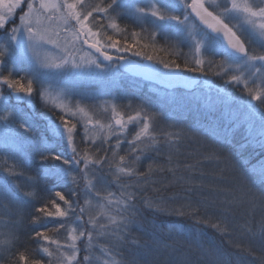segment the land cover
Masks as SVG:
<instances>
[{
    "label": "snow or ice",
    "instance_id": "snow-or-ice-1",
    "mask_svg": "<svg viewBox=\"0 0 264 264\" xmlns=\"http://www.w3.org/2000/svg\"><path fill=\"white\" fill-rule=\"evenodd\" d=\"M117 9H128L137 19L152 17L158 22L151 33L150 43L141 41V32L144 29H141V32L133 31L129 42L127 30L121 29L118 23L120 13ZM177 9H182L181 14H176ZM196 21L199 23L197 24ZM170 27L176 28L178 32H185L192 41L189 50L191 58L186 57L183 66L175 57L169 60L157 59L144 51L149 47L156 51V38L160 32ZM5 31L14 47L11 51L0 49V70L3 69L5 60L9 56L12 57L13 67L8 69L7 74H0V99L5 98L3 96L5 87L17 100H24L25 97L30 99L37 92L36 85L41 84L38 95L46 104L51 102L57 110L56 119L59 121L57 123L56 120H49L46 128L54 138L65 142L67 149L72 153L71 160L60 152L41 153V175L55 182L53 189L57 184L69 182L79 188V182L73 174L77 169L83 173L86 181L85 187L79 192L76 188L72 189V194L77 200L74 201L57 190L54 191V199L50 198L35 209L40 215L35 217L33 222L39 223L43 230L36 231L34 237L44 242L39 245V251L48 257L46 264H65V262L80 264L78 242L84 237L88 240L85 252L93 247L94 237H114L111 245L102 250L107 255L112 249H116L115 255L119 254V250L128 239L130 226L139 223V213L135 204L138 193L135 189L143 190L149 183H155L150 180L153 172L151 163L143 173L137 172L135 165L145 154L158 151L160 141L152 128L156 115L147 111L146 106L125 114L113 104L110 106L112 119L105 124L93 119L89 109L81 103L77 102L73 105L59 96L51 95L43 86L42 76L45 73L60 72L68 67L72 69L94 67L103 71L99 57L108 62L124 59L121 55L110 54L109 50L115 53H129L142 60L161 64L166 70L159 73L163 78L172 79L181 71L213 74L227 84L242 86L249 97L247 105L249 110L258 112L264 117V112H260L258 107L264 105V0H223L222 3H218L217 0H163V4L158 0H152L149 8L133 7L128 0H99V2L0 0V32ZM47 46L55 49L57 55L45 56L43 60L34 56L37 70L21 76L14 75L15 66L22 64L29 52L34 54L37 49ZM204 53H211L212 57L220 56L221 59L206 58ZM11 115V113L0 115L5 127L8 126ZM78 125L83 126L81 133L85 144L83 150L76 145ZM132 126H136V131L129 139L128 131ZM19 128L23 133L32 131L31 125L26 122H21ZM14 135L15 151L24 155L21 160L5 156L3 172L8 176L23 175L22 168L30 159L28 154V148L31 146L30 137L20 133ZM161 135L164 137V142L171 146L173 137L179 139L181 133L164 132ZM101 138L103 144L98 146L96 142ZM88 141L92 142L91 145ZM125 144L128 146L126 155H118L122 145ZM261 146L264 147V138ZM109 152L111 157L108 155ZM211 158L219 159V155L211 153L209 159ZM105 165L115 169L114 180L120 188L118 197L107 189L106 195L101 194L87 179L90 171H99ZM181 167L190 172L196 169L194 164L181 165L178 161L173 164L172 156L169 154L167 167L161 166L158 170L173 173L174 183H191L190 175L188 177L177 175ZM260 174L264 176V164L261 165ZM133 176L137 177L135 183H120L121 177ZM29 180L32 178L29 177ZM32 195L33 193H25L26 197ZM13 196L14 193L7 181H0V201L11 199ZM81 197L83 204L79 203ZM94 199L95 203H93ZM238 201L242 202L241 198L234 196L224 203L231 205ZM157 210H162L159 205ZM179 214L192 213L180 210ZM101 217L108 223L101 222ZM50 220H58L60 223L55 227L47 228ZM212 226L221 233L229 232L226 226L222 227L220 224ZM60 229L68 231L65 242L49 234L59 233ZM10 235L12 239L6 243L12 244L15 235ZM165 247L170 246L165 245ZM208 254L214 255V253ZM115 255L105 264H120V261L115 259ZM88 260L89 256L85 255L84 261ZM14 264H45V262L23 251L18 253Z\"/></svg>",
    "mask_w": 264,
    "mask_h": 264
},
{
    "label": "trees",
    "instance_id": "trees-1",
    "mask_svg": "<svg viewBox=\"0 0 264 264\" xmlns=\"http://www.w3.org/2000/svg\"><path fill=\"white\" fill-rule=\"evenodd\" d=\"M118 23L122 26L136 25L133 21L124 23L122 19H119ZM134 31L141 32L137 29ZM141 41L150 43L151 36L145 35L143 31ZM168 42L161 37L156 39V51H153L151 47L144 51L157 59L169 60L175 57L183 66L185 58H191L187 42L182 39L177 44L176 53ZM8 64L9 59H6L0 74H7ZM183 73L198 75L203 79L214 76L213 74ZM25 74L22 67L14 71L15 76ZM128 80L123 76V81H116V88L120 90L118 92L120 95L117 94L118 104L123 106L130 102V104L146 106L147 111L154 113L156 118L152 122V128L160 143L158 151L145 154L135 165L137 172L143 173L147 171L151 163L153 172L150 180L155 181V183H149L143 190L135 189L138 193L135 204L139 213V223L130 226L128 239L119 250V254L115 255L116 249H112L108 254L115 255V259L119 260L120 264H205L207 261L215 264H264V253H261V250L264 251V229H262L264 176L260 174L261 165L264 164V159L261 161L264 157L262 149L252 151L246 146L243 151L241 147H233L232 144L240 143L243 138L240 137L237 140L238 143L229 140L224 131V125L227 123L219 119L215 120L212 113L201 110L198 105L194 107L191 102L178 101L163 104L160 98L148 92L147 82H143L144 84L139 87H133ZM36 88L37 92L30 99L25 97L24 100H17L10 95L6 87L3 89L5 99L0 104V115L9 111L16 116L15 120L10 121V132L15 140L14 133L30 137L31 146L28 148L30 159L22 168L23 175L8 176L3 172L5 156L21 160L24 154H17L13 149L16 144L14 140H4L0 143V181L6 180L12 192L23 198V204L27 208L21 218V227L16 239L13 245L3 253L4 258H0V264H14L18 253L23 251H27L30 256L42 259L46 264L48 257L39 251V245L44 242L34 237L36 231L43 230L39 223L33 222L34 218L40 215L35 209L50 198L54 199V191L57 190L62 191L70 199L77 200V197L72 194V189L76 188L79 192L82 184L86 182L82 176L83 173L77 169L73 174L76 175L79 188L69 182L57 184L53 189L55 182L41 175V153L60 152L69 160L72 158V153L67 149L65 142L57 140L48 132L46 125L49 120H56L59 123L56 119L57 110L41 102L38 95L39 83ZM105 91L101 94L105 100H112L117 96L113 90ZM119 111L125 114L132 112L131 110ZM21 122L30 124L32 131L23 133V130L19 128ZM162 128H169L173 133H181V136L179 139L173 137V143L169 146L161 135L164 133ZM82 131L83 126L78 125L76 145L80 150L85 147L81 136ZM135 131L133 129L128 132L129 139ZM88 144L91 145V143ZM102 144L103 141L97 142L98 146ZM127 147L126 144L122 145L120 155H126ZM163 149L175 153L171 155L173 164L178 161L181 165L185 163L196 165L195 171L190 172L181 167L177 173L184 177L190 175L191 183H174L173 173L158 170L161 166L168 165L169 155L162 154ZM211 153H217L219 159H209ZM108 155L111 157V152ZM113 169L106 165L105 170L90 171L88 176L91 181L98 178L99 183L100 178L107 176L103 185L108 191H115L116 196H119L120 188L114 180ZM29 177L32 180H29ZM136 179L135 176L121 177L120 183H135ZM25 190L31 191L33 197H26ZM256 195L262 199L261 203L256 201ZM234 196H239L242 202L238 201L231 205L224 203L225 200H231ZM83 202L81 197L79 203L83 204ZM157 205L162 210H157ZM0 206H3V201H0ZM180 210L192 214L180 215ZM258 211L263 214H259ZM58 223L60 221L50 220L47 228L55 227ZM213 224L226 226L229 232L221 233L212 226ZM66 230L60 229L59 233L50 232L49 234L62 241ZM113 239L114 237H94L93 247L104 252L102 249L109 247ZM165 245L170 247L166 248ZM208 253H214V255ZM81 264L86 263L83 260Z\"/></svg>",
    "mask_w": 264,
    "mask_h": 264
},
{
    "label": "rangeland",
    "instance_id": "rangeland-1",
    "mask_svg": "<svg viewBox=\"0 0 264 264\" xmlns=\"http://www.w3.org/2000/svg\"><path fill=\"white\" fill-rule=\"evenodd\" d=\"M93 2H99V0H93ZM158 2L163 4V0H158ZM217 2L222 3L223 0H217ZM128 3L133 7L149 8L151 6L152 0H128ZM209 7H212V5H209ZM117 12L120 13V18L118 17V21L119 19H122L124 23L133 21L136 25L139 24L137 25V27H135L133 25L122 26V24L119 23L121 29L127 30L129 41H131V33L136 29L140 31L141 29H144V34L150 36L155 28V25L158 23L154 21L152 17L137 19L136 15L131 13L128 9H117ZM181 12L182 9L176 10V14H181ZM18 14L19 10L17 11V15ZM113 15H115V13H113ZM9 27H11V24L9 25ZM109 31L111 32V30ZM161 37L162 39L169 41L168 43L171 45V48L175 53L177 51V44L182 39H185L184 41L187 42V49L190 50L192 41L187 37V34L185 32H178L176 28L170 27L166 31L160 32L156 39H159ZM0 38V48L11 51L14 46L8 40L6 31L0 32ZM120 38L123 40V36H121ZM173 45H175V47H173ZM109 51L112 55H121L125 58L129 57L137 60H142L140 57L132 56L129 53H115L114 51ZM53 55H57V53L56 50L51 48L50 46L37 49L34 54L29 52L25 57L24 62L20 65L15 66V69H17L18 67H22L24 69V72L30 74L34 70H37L34 56L43 60L45 56L50 57ZM204 55L206 58H212L215 60L221 59L220 56L212 57L211 53H204ZM7 59H9V68L13 67L12 57L9 56ZM157 64L159 65V68L163 69L161 64ZM102 67L103 71L97 70L94 67L82 69H72L68 67L60 72L45 73L42 76L43 86L47 88L48 92L51 93V95L59 96L72 103L73 105H75L77 102L81 103L82 106L89 109L90 113L93 116V119L100 120L105 124L110 122L112 119L110 106L113 104L116 105L118 110L132 111L138 107H141L136 104H130V102H127V104L123 106L119 105L117 97L118 95H120L118 94L120 90L116 88L115 84L117 80L118 82L123 81V76L129 79L128 81L133 87H139V85L144 84L143 82L145 81L125 73L123 75L120 74V71L117 68V64H107L102 65ZM209 78L210 79H203L202 83L198 87L193 88L187 92L181 91L179 89H173L171 91H164L161 89L160 91V88H157L155 85L150 83L147 84V88L148 92L152 95H155L156 98H160L163 104H166L167 102L177 103L178 101H181L191 102L193 106L198 105L201 110L212 113L215 120L219 119L222 120V122L227 123L226 125H224V131L229 140L237 141L238 139H240V137H245L246 139H250V141H244V144H246V146L251 147L252 150L255 151H257V149L259 148L264 150V147L261 146L262 138H264V117H262L258 112L249 110L247 106L249 97L243 91V87H237L235 85L227 84L223 79L215 75L213 77L210 76ZM39 86L41 88V84H39ZM105 90L109 92L113 90L116 92L115 94L118 95L115 96L112 100H105L101 97V94L106 92ZM3 94H5L4 91ZM3 96L5 97V95ZM4 99H0V104ZM41 102L55 109L52 106L51 102L46 104L42 99ZM258 107L260 109V112H264V105H258ZM7 113L10 112L8 111L4 114ZM15 118L17 117L13 115L10 116L7 127H5L4 121L0 122V143L4 140L16 141L14 136H12L10 132V121H12L13 119L15 120ZM133 129L136 130V126H132V128L130 127L128 132H131ZM162 131L173 132L169 128H162ZM102 141L103 139L101 138L97 142ZM112 142L114 143V138L112 139ZM88 143L92 142L88 141ZM242 143L243 142H240V144ZM161 153L166 155L175 154L171 152V150L164 149L161 150ZM118 155H120V152ZM116 159L118 160V156L116 157ZM105 168L106 165L102 168V170H105ZM113 171H115V169H113ZM82 176L84 175L82 174ZM87 179L91 181L89 176H87ZM100 179V183L98 182V178H96L95 181L91 182L95 185L96 189L101 192V194L106 195V188L103 184L104 182H106L107 176ZM85 183L86 182L82 184V189L85 187ZM26 192L32 193L29 190H25L24 194ZM113 193L117 195L115 191H113ZM256 197V201L261 203L262 199L259 198L258 195H256ZM23 203V198L17 193H14L13 198L4 200L3 206H0V242H5L0 243V258H4L3 253L14 243H6V241L12 239V236L10 234H14L16 239V235L21 227V218L27 210ZM93 203H95V199L93 200ZM259 214H263V212H259ZM101 222L108 223V221L103 217H101ZM67 237L68 231L66 230L65 236L61 242L67 241ZM94 244L95 242L93 241V245ZM87 245V237H84L81 241L78 242V247L80 248L78 259L80 264L84 260L85 255H88L90 260V262L89 260L85 262L86 264L88 262L89 264H105L106 261H109L113 258L111 254L106 255L104 252L97 250V248L95 247H92L90 251L85 252L84 249L87 247ZM65 251H70V249H65Z\"/></svg>",
    "mask_w": 264,
    "mask_h": 264
},
{
    "label": "water",
    "instance_id": "water-1",
    "mask_svg": "<svg viewBox=\"0 0 264 264\" xmlns=\"http://www.w3.org/2000/svg\"><path fill=\"white\" fill-rule=\"evenodd\" d=\"M196 22L199 23L198 21ZM88 50L92 52V50L90 49ZM99 58L102 63L108 62L103 60L102 57ZM113 61H117L119 63L120 69L132 74H136L146 80L152 81L165 89L181 88L183 90L189 91L193 87L199 85L201 81L199 77L187 76L181 72L176 73L175 77L172 79L163 78L159 75V73H163L165 72V70L159 69L149 61H144L142 64H138L130 59L113 60Z\"/></svg>",
    "mask_w": 264,
    "mask_h": 264
},
{
    "label": "bare ground",
    "instance_id": "bare-ground-1",
    "mask_svg": "<svg viewBox=\"0 0 264 264\" xmlns=\"http://www.w3.org/2000/svg\"><path fill=\"white\" fill-rule=\"evenodd\" d=\"M21 154H23V153H21ZM260 198V197H259ZM262 252L261 253H264V251L263 250H261ZM263 262H264V260H263ZM195 264H198V263H195ZM205 264H215V263H213V262H211V261H207V263H205Z\"/></svg>",
    "mask_w": 264,
    "mask_h": 264
}]
</instances>
